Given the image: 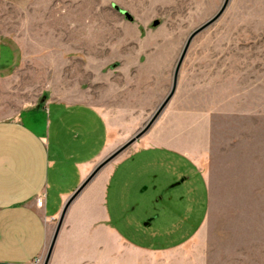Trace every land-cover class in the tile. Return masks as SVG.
<instances>
[{"label":"rangeland","instance_id":"obj_1","mask_svg":"<svg viewBox=\"0 0 264 264\" xmlns=\"http://www.w3.org/2000/svg\"><path fill=\"white\" fill-rule=\"evenodd\" d=\"M224 1L32 0L25 15L20 2L0 0V35L25 32L30 45L24 66L0 81V98L20 108L52 88L72 94L82 87L107 117L111 153L148 123L172 88L190 33ZM80 7H101L102 25L87 16L84 34L72 14L65 16L70 30L60 22L65 30L53 31L60 19L53 8ZM178 118L192 119L208 141L209 187L203 169L172 155L165 182L155 188L151 177L140 187L141 201L118 204L127 217L114 226L136 242L163 246L191 235L209 206L203 230L208 264H264V0H229L193 38L175 93L145 135ZM109 237L102 229L99 239Z\"/></svg>","mask_w":264,"mask_h":264},{"label":"crops","instance_id":"obj_2","mask_svg":"<svg viewBox=\"0 0 264 264\" xmlns=\"http://www.w3.org/2000/svg\"><path fill=\"white\" fill-rule=\"evenodd\" d=\"M14 1L25 15L32 10L25 7L32 0ZM52 12L60 16L53 31L70 30L65 16L74 14L73 26L84 34L87 16L101 26L104 15L101 7ZM16 31L0 35V81L15 75L29 57L28 37ZM45 95L20 108L0 98V264L43 261L68 199L114 146L107 117L88 91L79 87L69 94L52 88ZM145 133L128 154L102 167L71 202L49 264H208L203 230L209 206L191 235L163 246L136 242L113 224L127 217L119 215L118 204L142 200L141 185L151 177L155 188L165 182L172 155L203 169L209 187L208 141L199 136L197 123L178 118L156 133ZM113 178L114 205L109 208ZM102 229L110 235L108 241L99 239Z\"/></svg>","mask_w":264,"mask_h":264},{"label":"water","instance_id":"obj_3","mask_svg":"<svg viewBox=\"0 0 264 264\" xmlns=\"http://www.w3.org/2000/svg\"><path fill=\"white\" fill-rule=\"evenodd\" d=\"M229 3V0H225L223 5L221 6V8L219 9V11L213 15L210 19H208L206 22L202 23L200 26H198L196 29H194L187 41L186 44L184 46V49L182 51V54L177 62V66L175 68L174 71V81H173V85L172 88L170 90V92L168 93V95L165 97V99L163 100V102L159 105V107L157 108V110L155 111V113L152 115V117L150 118V120L148 121V123L141 129L139 130L132 138H130L126 143H124L123 145H121L120 147H118L116 150H114L113 152H111L107 157H105L94 169L93 171L90 173V175L85 179V181L78 187V189L70 196V198L68 199L67 203L65 204L62 213L59 217L58 223L56 225V228L54 230V233L51 237L47 252L45 254V257L43 259V263L42 264H49L51 257H52V253L54 250V247L56 245V241L58 239V235L60 233L61 227L63 225L66 213L68 211V208L71 204V202L79 195V193L82 191V189L86 186V184L100 171V169L102 167H104L107 163H109L110 161H112L114 158H116L118 155H120L126 148H128L132 143H134L135 141H137L150 127L151 125L154 123V121L159 117V115L163 112V110L166 108L167 104L169 103V101L171 100V98L173 97L176 87H177V80H178V74H179V69L180 66L182 64V61L185 57V54L187 52V49L191 43V41L193 40V38L202 30H204L206 27H208L209 25H211L212 23H214L221 15L222 13L225 11L227 5ZM122 13L126 14L127 17L130 18V15L128 14L127 11L125 10H121Z\"/></svg>","mask_w":264,"mask_h":264},{"label":"built area","instance_id":"obj_4","mask_svg":"<svg viewBox=\"0 0 264 264\" xmlns=\"http://www.w3.org/2000/svg\"><path fill=\"white\" fill-rule=\"evenodd\" d=\"M35 263H39V264H40V263H41V261H36Z\"/></svg>","mask_w":264,"mask_h":264}]
</instances>
